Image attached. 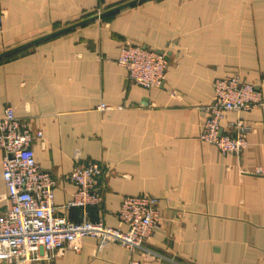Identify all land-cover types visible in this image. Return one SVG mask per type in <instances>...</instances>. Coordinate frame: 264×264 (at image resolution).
Wrapping results in <instances>:
<instances>
[{
	"label": "crops",
	"instance_id": "1",
	"mask_svg": "<svg viewBox=\"0 0 264 264\" xmlns=\"http://www.w3.org/2000/svg\"><path fill=\"white\" fill-rule=\"evenodd\" d=\"M0 14V117L12 107L42 132L32 149L56 181L59 213L125 231V197L151 196L160 208L145 251L99 249L85 237L53 259L39 250L29 264H264V106L221 123L251 128L240 155L198 139L215 80L238 76L264 99V0H0ZM124 44L167 54L160 88L126 84L116 62ZM75 153L102 166L100 202L64 209L76 191Z\"/></svg>",
	"mask_w": 264,
	"mask_h": 264
},
{
	"label": "built area",
	"instance_id": "2",
	"mask_svg": "<svg viewBox=\"0 0 264 264\" xmlns=\"http://www.w3.org/2000/svg\"><path fill=\"white\" fill-rule=\"evenodd\" d=\"M3 17L0 14V31ZM117 64L125 70L126 84L145 90L160 88L168 66L164 51L139 45L124 44L119 49ZM264 106L262 92L238 76L217 79L212 83V96L204 108L205 119L199 141L214 146L221 154L240 155L248 146L246 135L251 128L240 118L221 127L229 113L249 112ZM100 110L108 107L100 105ZM40 130L32 131L16 117L12 107H6L0 117V149L5 200L8 207L0 213V264H29L37 261L43 250L53 259L66 249L76 248L85 237L98 241L101 249L118 243L129 251L144 250L159 223L158 199L151 196L125 197L118 209L117 219L126 227L110 228L102 221H69L54 204L55 179L42 171L32 145L42 139ZM77 163L68 180L76 191L64 209L86 208L100 202L98 181L102 166L91 160L73 156ZM129 264H139L131 261Z\"/></svg>",
	"mask_w": 264,
	"mask_h": 264
},
{
	"label": "water",
	"instance_id": "3",
	"mask_svg": "<svg viewBox=\"0 0 264 264\" xmlns=\"http://www.w3.org/2000/svg\"><path fill=\"white\" fill-rule=\"evenodd\" d=\"M139 1H140V0H139ZM134 3H135V2H130V3L125 4L124 6L116 7V8H114V9H112V10L107 11V12L104 13V14H108V13L114 12V11H116V10L122 8V7L129 6V5L134 4ZM95 18H98V16L95 17ZM86 22H88V21H83V22L78 23V24H76V25H73V26H71V27H67V28H65V29H62V30L56 32V33H52V34H50V35H47V36L42 37V38H40V39H37V40H35V41L31 42V43H28V44H26V45H23V46H21L20 48L28 47V46H30V45H32V44H34V43H37V42H39V41H41V40H44V39L50 38L51 36H54V35H56V34H58V33H61V32H64V31H67V30H69V29H71V28H73V27H75V26L81 25V24L86 23Z\"/></svg>",
	"mask_w": 264,
	"mask_h": 264
}]
</instances>
